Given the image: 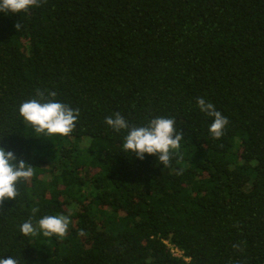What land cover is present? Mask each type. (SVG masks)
Wrapping results in <instances>:
<instances>
[{
    "label": "trees",
    "instance_id": "trees-1",
    "mask_svg": "<svg viewBox=\"0 0 264 264\" xmlns=\"http://www.w3.org/2000/svg\"><path fill=\"white\" fill-rule=\"evenodd\" d=\"M0 264H264V0H0Z\"/></svg>",
    "mask_w": 264,
    "mask_h": 264
},
{
    "label": "built area",
    "instance_id": "built-area-1",
    "mask_svg": "<svg viewBox=\"0 0 264 264\" xmlns=\"http://www.w3.org/2000/svg\"><path fill=\"white\" fill-rule=\"evenodd\" d=\"M174 251H176V254H179V251H177V250H174Z\"/></svg>",
    "mask_w": 264,
    "mask_h": 264
}]
</instances>
